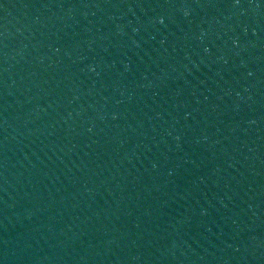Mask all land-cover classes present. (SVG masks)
<instances>
[{"label": "water", "instance_id": "95a60500", "mask_svg": "<svg viewBox=\"0 0 264 264\" xmlns=\"http://www.w3.org/2000/svg\"><path fill=\"white\" fill-rule=\"evenodd\" d=\"M143 0H0V264H153Z\"/></svg>", "mask_w": 264, "mask_h": 264}]
</instances>
